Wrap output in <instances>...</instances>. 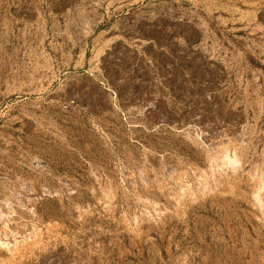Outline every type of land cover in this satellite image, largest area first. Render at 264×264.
Segmentation results:
<instances>
[{"label": "rangeland", "instance_id": "1", "mask_svg": "<svg viewBox=\"0 0 264 264\" xmlns=\"http://www.w3.org/2000/svg\"><path fill=\"white\" fill-rule=\"evenodd\" d=\"M0 264H264V0H0Z\"/></svg>", "mask_w": 264, "mask_h": 264}, {"label": "bare ground", "instance_id": "2", "mask_svg": "<svg viewBox=\"0 0 264 264\" xmlns=\"http://www.w3.org/2000/svg\"><path fill=\"white\" fill-rule=\"evenodd\" d=\"M227 158V157H226ZM234 162V161H233Z\"/></svg>", "mask_w": 264, "mask_h": 264}]
</instances>
